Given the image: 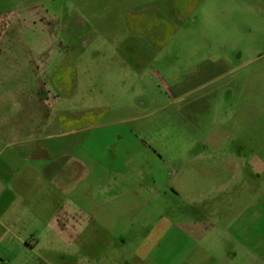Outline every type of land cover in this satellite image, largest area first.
<instances>
[{
    "label": "rangeland",
    "instance_id": "374dc122",
    "mask_svg": "<svg viewBox=\"0 0 264 264\" xmlns=\"http://www.w3.org/2000/svg\"><path fill=\"white\" fill-rule=\"evenodd\" d=\"M173 1L0 0V94L10 107V94H32L70 61L65 28L102 33L82 58L99 66L87 81L81 74L78 94L60 106L92 112L77 134L86 172L60 192L47 182L0 201L9 209L0 264H203L204 246L218 255L215 236H233L225 232L230 217L224 226L216 211L230 204L239 209L234 218L254 205L248 217L262 234L264 0H201L189 20L175 19L179 33L149 52L154 61L132 79L123 65L125 16ZM113 29L122 34H107ZM214 59L223 67L206 72ZM231 154L245 157L242 168L229 165ZM200 221L217 223L210 244L198 239Z\"/></svg>",
    "mask_w": 264,
    "mask_h": 264
},
{
    "label": "crops",
    "instance_id": "0c3cea01",
    "mask_svg": "<svg viewBox=\"0 0 264 264\" xmlns=\"http://www.w3.org/2000/svg\"><path fill=\"white\" fill-rule=\"evenodd\" d=\"M200 4L201 0H176L162 11L152 8L148 13L137 11L125 16L123 41L127 45L122 56L126 55L123 65L130 69L132 79H136V75L140 77L144 64L147 66L154 61L149 52H162L179 33L175 19L189 20ZM113 30L114 33L111 30L107 34H122L120 30ZM64 32L69 42L70 61L61 60L47 79H39V89L32 94H10V99H15L13 107H10L7 96L0 94V142H5L3 149H0V201L12 200L30 189L38 190L47 182L51 183L56 191L70 188L79 174L86 172V168L76 157L77 147L81 143L77 134L89 128L87 120L92 112L77 113L75 109H63L60 106L69 97L78 94L81 74L87 81V76L92 72L89 68L99 66V61L86 63L82 58L102 33L91 26L84 27L79 24L68 26ZM119 42L114 41L115 49L118 48ZM105 63L101 62V66L105 67ZM222 63V60L214 59L206 72L220 71ZM91 64L93 65L90 66ZM150 77L173 93L161 75L151 72ZM104 92L102 90V93ZM79 124L82 125L81 128ZM8 149L10 153L3 158V153ZM244 158L231 154L227 157V162L229 165L236 164L235 168L238 169L243 167ZM7 206L0 207V224H3L2 217L8 213ZM237 209L236 205L230 204L216 210L224 226L226 219H222L230 217L225 232H232L233 236L227 234L228 240L225 241L223 236H215L214 242L222 248L218 255H214L209 246H204L203 264H264V229L262 234H255L254 222L248 217L254 212V205L242 208V213L234 218L233 213ZM217 228V223L213 225L200 221L199 241L210 244L212 238L209 235L213 231L216 232ZM60 229L62 230V227ZM23 238L19 237V240Z\"/></svg>",
    "mask_w": 264,
    "mask_h": 264
}]
</instances>
